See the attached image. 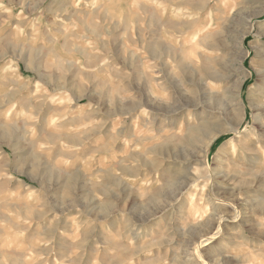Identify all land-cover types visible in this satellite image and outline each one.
I'll return each instance as SVG.
<instances>
[{
    "label": "rangeland",
    "instance_id": "obj_1",
    "mask_svg": "<svg viewBox=\"0 0 264 264\" xmlns=\"http://www.w3.org/2000/svg\"><path fill=\"white\" fill-rule=\"evenodd\" d=\"M94 2L97 6L89 7ZM133 2L134 0H85L80 8H76L75 0H0V63L15 53L20 61V72L25 77L42 81L52 93L61 89L70 91L77 102L73 108L88 103L98 105V118H103L105 124L102 129L84 137L89 143L84 152L79 154L81 157L97 150L102 154L109 152L107 141L112 138V128L118 122L123 125L118 129V136L138 143L132 122L140 114L141 107L151 110L158 127L174 126L183 119L190 134L182 146L157 145L151 149L167 161L161 173L162 178L167 177V184L158 193L166 203L172 202L166 210L156 198L142 203L132 185L112 174L111 168H100L99 162L93 173L84 171L83 166L77 163L69 174H61L48 163L42 166L35 163V156L30 154V145L23 130L13 129V133H9L0 120V149L4 154V158L0 159V171L11 170L15 173L17 181L8 182L12 188L19 187L24 192L29 186L38 188L45 199L46 211L34 213L36 223L28 230L24 242L31 246L37 237L53 241L50 246L35 247L36 253L45 257L37 264H56L57 260L62 264H93L97 253L100 254L101 264H124L110 255L111 250L118 248L120 244L114 237L122 235L125 238L123 242L130 237L139 245L171 221L170 226L179 233L176 244L182 242L185 248L180 264H202L196 257L195 247L199 239L206 236H211V239L204 246L200 245L199 252L208 264H240V261L228 255L238 241L264 243V226L256 219L257 215H264V153L258 147L264 146V110L260 107L264 102V45L259 42V33L264 31V0H237L236 10L231 15H225V9L218 7L219 0L216 4L209 3L208 0H196L197 6H191L193 9L207 11L212 8L219 13L216 17L219 30L209 46L224 54L226 59H217L219 70L206 68L205 78H201L198 73L191 75L190 87L195 90L194 96L189 95L180 82L169 75L166 64L162 65L166 83L174 94L171 104H165L151 96L148 78L143 70L144 58L135 54V50L127 45H146L145 50L149 58L153 59L151 43L156 37L158 41L161 40L159 49L163 52V57H166L172 48L162 39V28L167 26L179 31L181 26L187 29L190 24L187 21L179 24L180 22L171 21L170 17L161 19L152 5L144 0H136L140 11L149 13L145 20L148 25L145 40V29L140 27L142 17L136 14ZM176 6L188 5L179 3ZM41 15L43 20L37 27L47 42L65 47L84 64L83 69L74 60L64 65L68 75L63 80L57 72L49 74L42 70L39 52L33 62L34 67H29L28 55L21 51L24 46L18 48L12 40L14 26L25 28L26 35L30 37L31 25ZM56 17L61 19L57 20ZM96 19L100 21L98 25L95 24ZM73 20L80 27L76 31L65 33V27L70 26ZM132 23L136 24V39L132 38ZM125 32L128 33L127 37L124 36ZM105 36L108 39H104ZM57 37L61 39L57 41ZM88 41H92L91 47L88 46ZM105 58L110 61L108 65L102 64ZM116 65L120 66V71H113L112 75L123 79L125 87L134 93L136 99L121 101L117 98L115 104L110 106L111 86L103 87L106 84L104 73L114 69ZM91 69L97 71H90ZM185 71L189 74L194 72L189 66H185ZM126 72L131 75L125 76ZM81 75L89 80L90 85L82 84ZM209 80L223 83L225 92H213L208 84ZM28 87L31 90V85ZM12 98L10 94L9 100L4 103L10 102ZM22 103L27 107L35 104V100L25 93ZM36 106L42 113L39 130L43 134L46 131L45 118L55 110V106L47 102V98ZM152 106L159 107L161 110L157 113H164L167 118L155 115ZM189 115L197 120L195 125L188 122ZM169 117L175 121H170ZM146 123L141 117V124ZM190 127H196V130H189ZM231 129H238L239 132L235 133ZM13 134L16 136L15 141L11 140ZM208 134L217 136L203 156L200 150L206 147ZM64 138L69 144L84 142L75 133H66ZM233 143L238 148L235 156ZM242 145H246L247 152L241 149ZM115 151L121 161L122 171L130 175L139 174L141 177L146 175L139 168L132 169L130 163L128 167L123 166L125 158L120 156L124 151L122 140L117 143ZM137 157L141 159L147 172L154 174L156 165L144 160L141 154L132 153L127 159L130 161ZM206 165H211L209 172L197 175V169H203ZM238 165L247 171L241 174ZM98 171L106 172L103 189L95 188L91 180V175ZM242 176H254L258 181L257 187L244 186L251 185L252 180L244 181L239 188L235 187L233 181L242 180ZM201 177L211 179L214 185L213 190L210 186L208 192L213 213L201 223L184 230L180 227V222L187 213L189 194L194 191L191 185ZM113 187L115 191L111 190ZM97 190L109 192L105 201L96 198ZM66 192L70 195H64ZM241 192L244 199H240ZM233 205L241 210L238 222L232 218L236 214ZM13 208H19L20 214L27 217V206L13 205ZM57 216L59 218L55 219V223H51ZM76 216L81 225L79 240L74 239L76 228L73 217ZM221 217L226 221H223L222 233L219 222H216ZM4 219L11 218L0 212V220ZM17 227L23 229L27 226ZM2 235L3 230H0V236ZM214 236L217 238L214 239ZM77 248L81 251L73 257L72 253ZM23 255L18 253V264H25ZM128 255L125 253L126 257ZM174 255L173 252V258Z\"/></svg>",
    "mask_w": 264,
    "mask_h": 264
},
{
    "label": "clouds",
    "instance_id": "obj_2",
    "mask_svg": "<svg viewBox=\"0 0 264 264\" xmlns=\"http://www.w3.org/2000/svg\"><path fill=\"white\" fill-rule=\"evenodd\" d=\"M85 0H75V7L80 8L81 3ZM98 2V0H97ZM145 3L152 5L154 11L161 19L170 17L171 21L182 22L187 21L190 27L185 29L181 26L179 31L175 28L164 26L162 28V39L167 42L172 51L166 56L158 59L149 58L148 52L144 47L128 44V48H133L135 54L144 58L143 70L149 82V90L151 96L165 104H171L174 100L173 90L169 88L165 80V74L162 70V65H167L168 73L179 81L185 91L189 95H195V90L190 87L191 75L199 74L201 78H205V69L213 68L219 70L217 59L221 61L226 57L221 52L214 50L209 46L214 38V34L219 30L216 24V17L219 15L214 9L209 8L207 11L204 9H193L190 4L195 3L196 0H189L188 6L177 7L181 0H144ZM209 3L216 4L217 0H208ZM230 5V6H229ZM94 2L89 7H96ZM133 8L137 9V15L141 16L140 27L145 29L144 39L147 40V28L145 23L149 13L139 10L138 3L134 0ZM218 7L225 9V15H231L237 7V0H219ZM6 11H11L6 9ZM43 12V9H41ZM60 20V17H56ZM43 20L41 15L35 23L31 25L32 35H26L25 28L14 26V35L12 40L19 48L21 45L24 47L22 52L28 55V66L34 67L33 62L36 60L37 53L39 52L42 57L41 68L46 73L57 72L61 75V79L68 75L64 65L74 60V62L83 69V62L68 52L65 47L57 45H50L41 33L37 25ZM99 19L95 20V24H99ZM80 25L75 20L72 21L70 26L65 27V33L76 31ZM133 33L132 38L136 39L135 29L136 24H131ZM49 31L51 29L49 28ZM128 33L125 32L124 36L127 37ZM61 37H57L59 41ZM108 39V37H104ZM88 46H92V41L87 42ZM99 51V49H97ZM110 63L108 58L102 61L103 65ZM185 66H189L194 70L191 74L185 71ZM90 71H97L91 69ZM120 71V66H114V69H109L104 73L106 77V84L103 87L111 86L110 92V106H113L119 98L121 101L135 100L134 93L128 90L124 85V80L112 75V72ZM125 76H130V72L124 73ZM83 85L88 86L90 82L83 75L80 76ZM213 92L223 94L225 87L223 83L209 80ZM31 85V90H29ZM27 94L30 99L35 100V104H30L27 107L22 103V97ZM13 97L10 102L4 103ZM0 120L3 121V128L9 133H13V129L17 131L23 130V135L30 145V154L35 156V163L44 165L48 163L51 167L61 174H69L77 166V163L83 166V170L88 173H93L95 167L99 162V167L103 169L111 168V173L120 177L123 181L128 182L138 195L142 203L149 201L151 198H156L161 205L167 210L169 203L158 195L163 191L167 184V177L162 178L161 173L167 164L166 159L159 156L151 149L157 145H184L185 138L189 135L185 121H181L174 126L163 127L157 126L152 118L151 110L147 107L140 108V114L132 122L136 138L139 140L135 143L128 138H121L118 136V129L122 127V123H117L112 128L113 136L107 141V149L109 152L101 153L100 150L92 151L84 157L79 154L84 152L88 146L89 141L84 140V137L90 136L94 131L102 129L105 124L103 118H98V105L88 103L73 108L76 105V100L73 98L72 93L66 89H61L56 93H52L50 89L40 80H34L33 77H25L20 72V61L15 57L8 56L3 63H0ZM47 102L55 106V110L50 112L45 118L44 127L46 131L41 134L39 126L42 121V113L36 105ZM141 117L147 123L141 124ZM119 121V117L117 118ZM188 122L192 125L197 123V120L189 115ZM246 130V129H245ZM66 133L78 134V138L84 140L82 144H69L67 139L64 138ZM16 136L13 134L11 140L15 141ZM124 145V151L120 156L124 157L123 166L128 167L131 164L132 169L139 168L146 173L141 177L139 174H126L121 170V161L116 155V145L121 142ZM261 152L264 153V146L258 145ZM59 149V151H57ZM238 148L233 143V156L237 154ZM132 153H139L144 160L156 165L154 174L148 173L147 168L139 157L128 160L127 158ZM4 158L2 149H0V159ZM211 165H206L203 169H197L196 174L200 175L201 172L207 174ZM238 171L243 174L247 170L242 166H237ZM36 169H32L35 171ZM259 175V173H257ZM17 176L11 170L0 171V212L5 214L10 220H0V230H3V235L0 236V264H18L20 256L18 253H23V260L25 264H37L38 261L44 260L43 255H38L34 250L38 246H50L53 241L37 237L33 244L29 246L26 244L25 237L28 235V230L36 223L33 219L34 213H44L46 211L45 199L42 192L38 188L29 186L26 192L23 189L16 187L12 188L8 182L17 181ZM91 180L95 188L103 189L106 181V172L98 171L91 175ZM252 180L251 185L244 184L245 187L256 188L258 181L254 176H242V180L233 181L235 187H241L244 181ZM212 185V180L209 178L201 177L191 185L194 189L189 194L187 213L184 219L180 222V227L187 230L194 224H199L204 221L208 216L213 213V204L208 200L209 188ZM115 191V187L111 189ZM64 195H70L64 193ZM96 198L100 201H105V197L109 192L97 190L95 192ZM240 199H244L243 192L240 193ZM13 205H25L28 207L27 217L20 214L19 208H13ZM235 207V205H233ZM239 211V209H237ZM163 215V213H161ZM55 217L51 223H55ZM240 217H237V222ZM256 219L264 226V215H257ZM75 222L76 234L75 240L80 239L79 217H73ZM165 224L158 233H152L151 236L144 239L139 245L132 238H127L126 242L122 235L114 237L120 242L118 248L111 250L110 255L116 259L121 260L124 264H180L183 260V253L185 248L183 243L176 244L179 233L174 227ZM17 225H25L26 228L20 229ZM217 238L214 236V239ZM175 245V248H173ZM80 249H74L72 256L75 257L80 253ZM137 252L139 254H137ZM174 252V258H173ZM125 253L129 255L126 257ZM233 259L240 261V264H264V243H255L245 240L238 241L230 253ZM141 257H144L141 259ZM196 257L202 261V264H208L204 260L203 255L196 250ZM56 264H62L60 260ZM93 264H101L100 254L97 253ZM111 264V262H109Z\"/></svg>",
    "mask_w": 264,
    "mask_h": 264
},
{
    "label": "bare ground",
    "instance_id": "obj_3",
    "mask_svg": "<svg viewBox=\"0 0 264 264\" xmlns=\"http://www.w3.org/2000/svg\"><path fill=\"white\" fill-rule=\"evenodd\" d=\"M263 1V0H262ZM181 3H185L186 5H189V0H181ZM190 6H197V2H195V3H191L190 4ZM171 22V21H170ZM179 24H182V22H180ZM185 25L187 26V24L185 23ZM247 33V32H246ZM249 33V32H248ZM247 33V34H248ZM247 34H245V35H247ZM263 38H264V31L262 32V31H260V33H259V42H261L263 45H264V41H263ZM160 45H161V40L160 41H158V39L156 38V37H154V40H153V42L151 43V50H152V58L153 59H158V58H162L163 57V52L161 53V50L159 49L160 48ZM162 70H163V68H162ZM164 71V70H163ZM165 76H166V74H165ZM260 107L264 110V102H262L261 104H260ZM152 108H153V112H156L155 113V115H159V118L161 117V116H163L164 118H167V116L164 114V113H157V111H159V110H161L159 107H157V106H152ZM261 115H262V112L260 113ZM169 120L170 121H175V119H170V117H169ZM262 126H264V123L262 124ZM189 130H192V131H195L196 130V127H190L189 128ZM232 131H234L235 133H238L239 132V130L238 129H231ZM190 135V134H189ZM216 136L217 135H213V134H208L207 135V142H205L206 143V147L205 148H202L201 150H200V152H202V154H203V156H205V154H206V152L209 150V148H210V146L212 145V142H213V140L216 138ZM241 147V149H243L245 152H247V147H246V145H242V146H240ZM247 158H252V157H250L249 155H245ZM148 167H150V166H148ZM152 167V166H151ZM153 168V167H152ZM210 177H212V176H210ZM198 180V179H197ZM213 187H214V185H211V190H213ZM247 202H249V201H247ZM237 209H238V207H235L234 208V210H235V212H236V214H234V216H232V218H235L236 220V222H237V217H240L241 216V210L239 209V211H237ZM217 219V218H216ZM223 218L221 217V218H219V219H217L216 220V222H219V226H220V232L222 233V225H223V221L224 220H222ZM240 219V218H239ZM226 220V219H225ZM229 220V219H228ZM224 222H226V221H224ZM237 226V225H236ZM132 228V227H131ZM135 238H136V234H135ZM197 239H199L198 237H197ZM211 239V236H206V237H203V238H200L199 239V243H198V245H196V250L198 249L199 250V247H200V245H203V244H206L209 240ZM204 246V245H203ZM201 248V247H200Z\"/></svg>",
    "mask_w": 264,
    "mask_h": 264
}]
</instances>
